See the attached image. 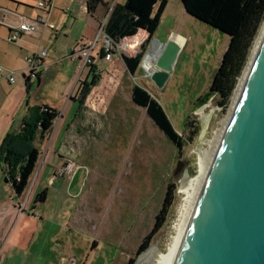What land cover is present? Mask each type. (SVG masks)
I'll use <instances>...</instances> for the list:
<instances>
[{
  "label": "rangeland",
  "instance_id": "rangeland-1",
  "mask_svg": "<svg viewBox=\"0 0 264 264\" xmlns=\"http://www.w3.org/2000/svg\"><path fill=\"white\" fill-rule=\"evenodd\" d=\"M17 1L0 0V7L15 8ZM24 1L26 5L18 4L21 13L43 14L35 5L38 0ZM69 1L57 0V21L65 18L60 26L65 23L61 29H68L66 34L60 30L58 37L48 28L46 38L24 37L28 42L19 48L18 38L15 43L4 38L5 26L0 23V66L16 71L13 82L6 81L5 73H0V132L2 129L14 132L23 117L32 120L41 101L60 112L47 136L35 140L41 152L36 171L20 198L23 204L26 202L24 216L12 222L7 242H21L27 233L31 236L23 249L13 252L10 264H127L129 259L134 264L140 257L136 250L151 231L168 194L171 203L165 221L146 248H155V254L166 250L183 200L178 192L181 182L186 174L188 179L196 174L200 148L208 146L207 142L216 136L231 113L233 93L226 106L218 104L217 94L205 105L193 106L209 91L229 36L188 15L180 0H169L164 17L145 50L141 44L146 36L139 32L130 40L129 47H123L129 37L119 41L122 49L109 61L97 62L93 72L89 67L80 68L79 60H72L69 53L74 47L73 36L81 26L95 38L97 21L82 11L84 0ZM114 2L108 0L110 7ZM100 13L98 9L96 15H101L99 20H102ZM169 35L180 51L162 88H157L143 70V58L134 75L127 71L121 55L142 52L144 56L152 48L153 39L159 47ZM138 39L141 41L136 46L133 41ZM43 48L48 50L44 57L50 64L46 69L39 66L35 69L43 75L42 87L35 92V80L26 95L22 69L26 75L30 69L25 57ZM153 67L156 68L155 64ZM92 74L99 75V80L86 97L81 114L76 116L78 105L68 98L79 97L80 86ZM135 84L150 92L163 107L183 140L181 149L156 127L144 108L132 103L130 94ZM48 147L51 152L57 149V157L52 159L51 152L46 156ZM68 157L76 168L71 176L66 173L60 176L57 171L60 172ZM178 162L181 168L174 174ZM46 163L54 164L46 167ZM1 168L0 194L2 188L11 190L10 183L4 184ZM51 176L54 179L49 182ZM44 189L45 200L34 203ZM20 230L25 231L19 233ZM18 233L22 235L19 238Z\"/></svg>",
  "mask_w": 264,
  "mask_h": 264
},
{
  "label": "water",
  "instance_id": "water-1",
  "mask_svg": "<svg viewBox=\"0 0 264 264\" xmlns=\"http://www.w3.org/2000/svg\"><path fill=\"white\" fill-rule=\"evenodd\" d=\"M160 45L148 75L157 88L165 85L180 51L171 36ZM216 94L210 88L193 106ZM180 168L178 162L174 174ZM154 250L139 253L134 264H264V37L188 221L166 259L157 261Z\"/></svg>",
  "mask_w": 264,
  "mask_h": 264
},
{
  "label": "trees",
  "instance_id": "trees-1",
  "mask_svg": "<svg viewBox=\"0 0 264 264\" xmlns=\"http://www.w3.org/2000/svg\"><path fill=\"white\" fill-rule=\"evenodd\" d=\"M168 1L125 0L123 3L114 2L110 7L103 0H84L87 14L94 18L99 5L106 7L105 12L107 11L108 16L104 32L113 42L118 43L136 35L139 31L146 32L147 36L141 44L143 50L157 30ZM182 2L189 15L229 36L228 45L210 84V88L215 90L219 97L218 104L226 106L264 21V0H182ZM99 54L103 56V50H100ZM121 58L127 71L134 75L143 53L139 52L134 56L121 55ZM90 70L95 72L96 66H91ZM23 79L28 93L30 80L27 75H23ZM98 80L99 75L92 74L91 79L84 81L80 86L79 97L69 96V100L78 105L76 116L81 114L84 101ZM130 99L134 105L145 109L147 116L178 150L183 147L181 136L173 128L163 107L150 92L135 84L131 88ZM58 116L60 112L57 109L44 104L39 105L37 114L32 120L22 119L20 132L12 131V134L10 131L4 138L0 149V163L6 166L5 181L11 184L17 198H21L26 192L39 161L40 150L34 145L36 131L38 139L43 140ZM17 138H20L19 144H23L20 150L15 143ZM45 197L46 189L37 194L34 203L44 201ZM170 203V197L166 194L154 225L138 246L137 254L147 248L153 235L163 225ZM133 261L129 259L127 264H133Z\"/></svg>",
  "mask_w": 264,
  "mask_h": 264
},
{
  "label": "crops",
  "instance_id": "crops-1",
  "mask_svg": "<svg viewBox=\"0 0 264 264\" xmlns=\"http://www.w3.org/2000/svg\"><path fill=\"white\" fill-rule=\"evenodd\" d=\"M50 1H51V7H48L46 9H42L41 8V10L43 11V14L42 15L38 11L31 12L29 14H23V13H21V10H19L18 7L19 6L26 5L25 3H23V2H26L24 0H18L17 3H16V5H15V8L12 7L10 9L9 8L6 9V8H3V7H0V18L4 15L5 16L4 17V21L6 22V24H12V25L16 24L17 23V20L19 19V16H23V17H25L27 19H35V18H40L41 19V22L39 23V27H38L37 32H35L34 34H21L18 37V39H19L20 42L17 45H18L19 48H23L24 45L28 42V40L25 39L24 37H34V38H36V37L39 38L40 37L42 39L44 37L46 38L47 34H49V32H47V29L48 28L50 30H52V32H54L55 37H58L60 35V33H59L60 30H61V32L63 34H66L68 32V29H66V28L65 29H61V27L65 26V23H64V25L60 26L64 22L63 20L65 18H62L60 21H57V14L55 13V11H57V8H56L57 7V0H50ZM70 2H72V0H70L69 3ZM104 2L108 4V0H104ZM113 2H114V0H113ZM115 2H117V1H115ZM18 4H19V6H18ZM37 4H35V5H37ZM167 4H168V2H167ZM167 4H166L165 9L163 11V14L161 16L160 23H161V21H162V19L164 17V13L166 11ZM71 6H72V4H70V8H72ZM98 9H100V11L102 13V17H103L102 20H99L101 15H96V12L97 11L95 12V18L92 17V16H90V15H88V14L87 15L93 21L94 20L97 21V25L99 26V24L102 23L103 21H105V23H106V20H107V13L106 12L107 11L105 12L106 7L105 6H102V5H99L98 8H97V10ZM71 10L75 12V9H71ZM82 11H86V5H85V2H83V1H82ZM43 21H45V22L43 23ZM66 21L68 22L69 21V18L66 17ZM73 25H74V23L71 26H73ZM4 26H5L4 28L6 30V33H5L4 38H6L7 35H8V33H9V29H8V27L6 25H4ZM71 26H70L69 29H71ZM139 32H143L145 34V36H147V33L146 32H144V31H139ZM139 32L137 34H139ZM84 36H87V37L85 38ZM65 37H68V35H66ZM93 37L91 38V36L87 34L86 28L83 27V26H81L80 27V30L77 31V33L73 36V38L75 40L74 41V47L76 45H78L79 43H81L82 41H85V40L87 41V40L93 39ZM129 38H131V37H129ZM15 42L16 41L11 42V43H15ZM74 47H73V49H74ZM43 49H46V48H43ZM43 49H39V50H43ZM72 50L70 51V53L72 52ZM47 53H48V50H47ZM49 64H50V62L45 57H43L42 60L38 59V66L40 68H42V70L43 69H46ZM80 68H81V65H80ZM8 70H11L13 72H16L13 69H8ZM42 70L40 71V74H41V72H43ZM0 73H5V72H0ZM23 75H26V73H25V70L22 69V77H23ZM1 77H3V76H1ZM42 77H43V75L41 76V75H39L37 73V77L35 79H33V80H30V85L32 84L33 81H35V80L37 81L36 82L37 85H36V88H35V92H36L37 89H39V88L42 87V85H41V83H42ZM5 80H6V75H5ZM24 87H25V84H24ZM26 95H27V93H26ZM68 101H69V98H68ZM41 102L42 103L40 105H43L44 104L46 106L53 107V108L57 109L56 107H54L51 104H48V103L46 104L43 101H41ZM24 118L25 117H23V119ZM21 126H22V119H19L16 127L14 128L15 129L14 131L20 132ZM7 132L8 131H6V130H3V129L1 130V132H0V144L2 142V138L5 136V134ZM56 132H57V128H56V130L54 132V136H55ZM36 138L38 139V132L37 131H36ZM19 141H20V138H17L15 140V143H16V146H18V148L20 150V149H22L23 144L22 143L19 144ZM34 145L37 146L39 148V150H41V147L36 143V141L34 142ZM49 152H51L50 151V147H48V149L45 150L46 156L48 155ZM56 155H57V149H55V150H53L51 152L52 159L55 158V157H57ZM53 164L54 163H52V164L51 163H46L45 165H46V167L47 166L51 167ZM42 166H43V164L40 166V168ZM0 167H2L1 168V171L3 172V176H4L3 177L4 184H9L8 182L5 181V177L7 176L6 166L4 164L0 163ZM40 168H39V170H40ZM55 169H56V167H53L52 168L53 173L55 172ZM51 178L54 179L53 176H51ZM51 178L49 177V179H48L49 182H50V179ZM22 201L23 200H20V198H17L14 195V192H13V189L12 188H11L10 192L9 191H6V188H2L1 194H0V241L2 240V241H5V242L4 243L0 242V264H10V263H12L11 259L14 257L13 256V252L16 251V250L17 251L18 250L20 251L21 248L23 249L24 248V245H26V242L28 243L29 237L31 236V233H27V234H25V236L23 237V239H22L21 242H19V241L15 242V240L12 243L11 242H7V238L9 236V234H10V229L12 228L11 227L12 226V222L16 218L21 219L22 218V215L24 216V211H25V208H26V205H25L26 202L23 204ZM21 204H23L22 205V209H20ZM31 215H33V214L31 213ZM24 231L25 230H20L19 233H22ZM19 233H18V238H19V236L20 237L22 236Z\"/></svg>",
  "mask_w": 264,
  "mask_h": 264
},
{
  "label": "bare ground",
  "instance_id": "bare-ground-1",
  "mask_svg": "<svg viewBox=\"0 0 264 264\" xmlns=\"http://www.w3.org/2000/svg\"><path fill=\"white\" fill-rule=\"evenodd\" d=\"M137 36H138V34L136 36H132L131 38H129V40L127 41V43H125L123 45V47L124 46L129 47L128 44H130V40H132L133 38H135ZM263 37H264V21L261 25L258 37L253 42V47L251 49V53L249 54L250 56L247 60V63L245 65V67L243 68L242 73L239 76L238 82L235 86V89L233 92V101H232V106H231V113H230L229 117L226 120H224V122L222 123V126L218 130V133L216 134V136L207 142L208 146L206 148H203V147L200 148L199 154H198V160H197V172H196V174L192 177H189V179H188V175L186 174L184 179L181 182V185H180L181 188L178 190V192L183 195V200L178 207L177 219L172 226V228L174 230V234L172 235L170 243L166 247V250L164 252H158L156 254L157 261H162V260L166 259V257L170 254V252L173 249L177 239L179 238L186 222L188 221L190 208L198 196V193H199V190L201 188V185H202V182H203V179L205 176V172H206V169L208 166V162H209L214 150L217 147V144L219 142V139H220L223 131L225 130V128L227 126V123H228L230 116L233 112L235 104H236V102L240 96V93H241L242 88L244 86L245 80H246L248 73H249V70L251 68L252 62H253L254 57L257 53V50H258V48L262 42ZM156 44H157V42L153 41L152 48L147 52V54H145V57L142 61L143 70L146 72L147 75L151 74L154 71L155 68L153 67V64L155 63V61L157 60V58L159 57V55L161 54V51H162L161 45L159 44V47H157Z\"/></svg>",
  "mask_w": 264,
  "mask_h": 264
},
{
  "label": "built area",
  "instance_id": "built-area-1",
  "mask_svg": "<svg viewBox=\"0 0 264 264\" xmlns=\"http://www.w3.org/2000/svg\"><path fill=\"white\" fill-rule=\"evenodd\" d=\"M38 7L42 9H46L48 7H51V1L48 0H39L38 1ZM4 15L0 18V23L6 25L9 29V33L6 37L8 42H13L16 38H18L21 34H33L38 30V25L41 22L40 18L35 19H27L23 16H19V19L17 20V23L12 24H6L4 21ZM104 25L105 21L99 24L98 26V33L96 34L94 39L91 40H85L79 43L74 47L72 52L70 53L69 57L72 60L78 59L80 61L81 68L83 67H91L93 65H97V62L99 61H109L115 53L119 52V49H122V44L119 45L118 43L113 42L104 32ZM135 36V35H134ZM126 39V38H125ZM141 40L138 39V41H133L136 46L139 45ZM135 46V47H136ZM100 50H103L104 55L100 56ZM47 55V50L43 49L41 52L36 53L32 56L25 57V61L29 64V74L27 75L29 80H33L37 77V73L35 72L36 67L38 66V59L43 58ZM0 72H5L6 79L8 82H13L14 72L8 69H5L3 67H0ZM76 166H74V162L70 157H68L64 165L62 166L60 172L57 171L58 175H62L63 173H66L67 175L71 176ZM56 173V172H55ZM52 178L50 179L51 182ZM22 205L20 206V209H22Z\"/></svg>",
  "mask_w": 264,
  "mask_h": 264
}]
</instances>
